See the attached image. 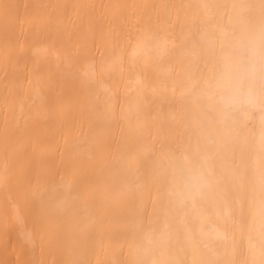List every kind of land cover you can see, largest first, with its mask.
I'll list each match as a JSON object with an SVG mask.
<instances>
[{
	"label": "bare ground",
	"instance_id": "1",
	"mask_svg": "<svg viewBox=\"0 0 264 264\" xmlns=\"http://www.w3.org/2000/svg\"><path fill=\"white\" fill-rule=\"evenodd\" d=\"M0 264H264V0H0Z\"/></svg>",
	"mask_w": 264,
	"mask_h": 264
}]
</instances>
